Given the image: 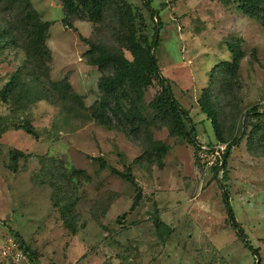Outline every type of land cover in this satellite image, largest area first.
<instances>
[{"label": "rangeland", "instance_id": "1", "mask_svg": "<svg viewBox=\"0 0 264 264\" xmlns=\"http://www.w3.org/2000/svg\"><path fill=\"white\" fill-rule=\"evenodd\" d=\"M149 1L159 19L144 0L126 4L138 36L151 40L157 22L153 52L192 117L200 149L155 114L157 80L139 102L147 127L134 131L115 120L109 127L95 117L103 72L89 62L81 36L132 59L119 18L65 21L64 0H31L49 22L28 34L37 52H50L40 63L29 55L18 4L0 0V33L9 27L19 37L0 47V92L26 61L37 76L23 75L30 91L19 99L0 95V242L19 233L36 264H256L233 226L226 190L264 264V27L238 0ZM223 61L237 63L234 76L220 74ZM206 88L226 142L201 111ZM28 125L34 134L22 128ZM235 136L225 173L216 170ZM15 148L25 154L16 161Z\"/></svg>", "mask_w": 264, "mask_h": 264}, {"label": "trees", "instance_id": "2", "mask_svg": "<svg viewBox=\"0 0 264 264\" xmlns=\"http://www.w3.org/2000/svg\"><path fill=\"white\" fill-rule=\"evenodd\" d=\"M238 2V7L241 11L249 16L258 18L264 27V0H238ZM10 3L18 4L21 10L22 17L20 18V25L24 29L22 34H25L27 37V47L31 48L30 57H33L40 63H46L47 60L51 58L49 50L47 49L44 53L37 52L28 34L31 29L46 24L48 25L49 22L42 20L40 14L32 6L31 0H10ZM144 4L150 11L151 17L153 19L156 17L159 19V12L152 7L150 1L144 0ZM63 8L66 13L64 17L65 21H67L69 15H75L98 24L102 23L106 17L119 18L120 24L123 27L121 39L124 43V48H126L132 56V59H129L124 55L123 51L119 52L118 50H112V48L104 44L96 43L81 36L82 40L89 45V49L86 52L89 57V62L97 66L103 72L99 82V88L103 93V100L96 110L97 115L95 117L109 127L112 126L113 120L119 124L126 122L134 131H137L141 126L147 127L149 123L139 108V102L145 89L153 85L154 80H157L162 90L151 104L155 114L169 123L171 131L174 134L186 136L191 143L195 144L199 149L202 148L203 145L196 139V128L189 111L176 99L170 79L161 73L158 66L157 58L153 52V49L156 48L159 43V27L157 26V22L154 36L151 40H148L147 38H142V36L137 35L134 24L135 14L131 7L126 4V0H64ZM158 23H160V20H158ZM4 38L8 39L6 44H9L8 42L18 43L19 41V37L15 35L13 30L9 27L4 28L0 33V47L4 43ZM28 64L29 63L26 61L22 71L15 73L12 79L1 90L0 95L5 102H8L9 98L13 96L16 99L22 97L23 89L30 91L29 84H25L23 75L30 74L35 77L37 76L36 73L32 71L33 68H30ZM217 68L220 74L229 73L231 76H234L237 63L223 61L217 65ZM60 84L65 90L69 88L68 83L61 82ZM199 102L201 111L207 115L215 125L218 138L226 142V139L222 137L219 120L220 115L216 108L215 101L213 100L212 90L210 88L204 90ZM252 114L258 117L261 113L253 110ZM22 128L26 129L30 134L35 133L31 125L23 126ZM5 130L6 126L0 118V137ZM238 140L239 137L235 136L228 142L225 150L222 152V157L226 158L225 167L222 168L224 173L227 168V160L230 156L231 149L237 144ZM209 150L215 151L211 147ZM11 155V158L16 161L25 154L21 150L15 148L11 151ZM215 169L221 170V165L216 166ZM113 171L132 182L134 181L131 174L121 172L116 168H114ZM139 198L140 196H137L132 209L137 204ZM224 198L230 209V202L227 201L225 194ZM229 214L232 221V215H234L233 210L229 212ZM233 226L243 231L238 222L237 224L233 223ZM244 236L245 238L240 237L246 247L252 252L256 251L259 254L258 249L250 243L245 233ZM13 237L16 239L20 248L30 252L34 260L33 252L26 246L22 236L15 232Z\"/></svg>", "mask_w": 264, "mask_h": 264}, {"label": "built area", "instance_id": "3", "mask_svg": "<svg viewBox=\"0 0 264 264\" xmlns=\"http://www.w3.org/2000/svg\"><path fill=\"white\" fill-rule=\"evenodd\" d=\"M0 253L5 264H35L30 252L20 248L12 236L0 242Z\"/></svg>", "mask_w": 264, "mask_h": 264}, {"label": "water", "instance_id": "4", "mask_svg": "<svg viewBox=\"0 0 264 264\" xmlns=\"http://www.w3.org/2000/svg\"><path fill=\"white\" fill-rule=\"evenodd\" d=\"M225 161H226V158H225V157H222V159H221V163H220V165H221V169L225 167ZM224 194H225V196H226V198H227V201L229 202V199H228V197H227V196H228V193H227L226 190H224ZM229 212H232V209H231V208L229 209ZM232 218H233V219H232V222H233L234 224H237V222H236V220H235V218H234V215H232ZM237 231H238V233L240 234V236H241L242 238H245L244 233H243V231H242L240 228H238ZM253 253H254L255 257H256V264H261V257L259 256V254H258L256 251H253Z\"/></svg>", "mask_w": 264, "mask_h": 264}, {"label": "crops", "instance_id": "5", "mask_svg": "<svg viewBox=\"0 0 264 264\" xmlns=\"http://www.w3.org/2000/svg\"><path fill=\"white\" fill-rule=\"evenodd\" d=\"M1 261H2V264H5L4 261H3V259Z\"/></svg>", "mask_w": 264, "mask_h": 264}]
</instances>
